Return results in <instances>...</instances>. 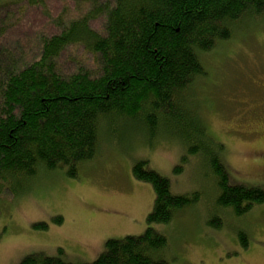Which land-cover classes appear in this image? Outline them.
<instances>
[{
	"label": "trees",
	"instance_id": "obj_1",
	"mask_svg": "<svg viewBox=\"0 0 264 264\" xmlns=\"http://www.w3.org/2000/svg\"><path fill=\"white\" fill-rule=\"evenodd\" d=\"M21 1L0 0V34H10L9 14ZM85 6L77 16L60 18L54 31L37 35L30 58L20 48L10 50L0 36L1 186L21 196L42 172L64 169L76 177L98 156L103 133L126 122L130 130L174 134L188 155L201 154L207 161L220 207L212 227L222 226L218 221L226 210L242 218L263 203L264 188L231 181L223 144L209 132L193 91L199 81L201 87L207 84L203 55L244 23L264 18V0H85ZM93 20H100V30L91 26ZM70 47L91 55L95 68L81 63L61 69L58 60ZM132 173L154 191L141 235L107 239L88 262L71 260L59 249L57 255L28 254L20 264H169V238L161 226L173 223L201 194L175 192L171 180L148 167L146 159L138 160Z\"/></svg>",
	"mask_w": 264,
	"mask_h": 264
},
{
	"label": "rangeland",
	"instance_id": "obj_2",
	"mask_svg": "<svg viewBox=\"0 0 264 264\" xmlns=\"http://www.w3.org/2000/svg\"><path fill=\"white\" fill-rule=\"evenodd\" d=\"M45 1L44 7H37L23 0L9 14L10 34L0 36L7 39L10 50L20 48L30 58L37 35L54 31L60 18L77 16L86 8L85 0ZM91 26L100 30L102 23L93 20ZM202 58L208 80L202 87V81L197 83L194 99L209 132L223 144L230 179L264 188V18L244 23ZM58 61L64 70L81 63L95 68L93 57L81 47H70ZM127 124L103 133L98 156L76 177L64 169L42 172L21 196L0 182V264H20L36 252L57 255L59 249L71 260L88 262L104 250L107 239L141 235L154 203L151 185L132 173L141 159L168 177L175 192L201 194L198 203L161 226L169 238V264H264V202L242 218L226 210V217L221 213L223 220L218 221L222 226L212 227L210 220H215L213 214L220 207L207 161L201 154L188 155L174 134L130 130ZM57 217L62 218L60 223ZM39 222L47 227H33Z\"/></svg>",
	"mask_w": 264,
	"mask_h": 264
}]
</instances>
